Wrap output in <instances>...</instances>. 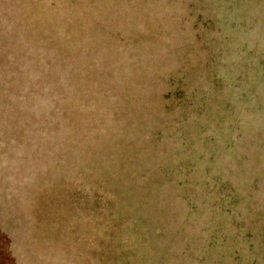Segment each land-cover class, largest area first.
<instances>
[{"label": "trees", "instance_id": "16d2710c", "mask_svg": "<svg viewBox=\"0 0 264 264\" xmlns=\"http://www.w3.org/2000/svg\"><path fill=\"white\" fill-rule=\"evenodd\" d=\"M142 14L133 0H0V264H238L240 243L264 240L257 179L213 178L200 195L182 164L147 175L146 152L133 153L136 126L119 111L154 136L141 117L150 89L171 83L173 39L205 70L217 61L200 46L213 19L197 14L209 30L182 42ZM207 79L229 81L224 68ZM169 86L166 99L184 88Z\"/></svg>", "mask_w": 264, "mask_h": 264}, {"label": "rangeland", "instance_id": "374dc122", "mask_svg": "<svg viewBox=\"0 0 264 264\" xmlns=\"http://www.w3.org/2000/svg\"><path fill=\"white\" fill-rule=\"evenodd\" d=\"M133 1L143 12L142 16L155 14L160 17L161 25L166 28L171 25L182 42L186 37L189 41L192 35L209 30L205 24L192 25L197 14L208 22L213 19V27L208 37L202 36L200 46L202 52L206 51L205 44L209 41L210 51L217 59L215 68L205 70L201 60L192 57L196 53L173 37L171 54L168 52L170 55L163 60L174 62L165 73L171 77V83L165 84L164 77L153 87V92L150 89L147 113L141 117L154 136L149 130L141 129L138 113L119 111L123 121L136 126L139 143L136 140L132 149L137 153L143 148L142 152L149 157L147 175L155 174L154 171L158 175L159 165L182 164L185 169L181 176L190 180L189 189L200 190V195H205L203 188L209 189L218 178L237 184L250 176L264 187V86L256 85L257 77L264 83V70H260L264 66L260 52L263 46L260 42L264 43V0H167V3L152 0L153 9L146 6L150 0ZM162 7L169 12L166 20L159 10ZM143 22L139 20V24ZM187 58L190 66L184 65ZM220 68L226 70L228 83L222 81L219 86L208 87L207 76L212 72L220 74ZM181 83L184 88L182 93L178 88L179 97L166 99L169 85L180 87ZM201 89L208 99L197 103ZM155 136L160 140L156 147L152 145ZM156 155L160 156L154 160ZM156 176L152 175L150 180ZM238 212H243L240 207ZM254 241L259 243L254 246L240 243L241 248L235 252L238 264H264V240Z\"/></svg>", "mask_w": 264, "mask_h": 264}]
</instances>
